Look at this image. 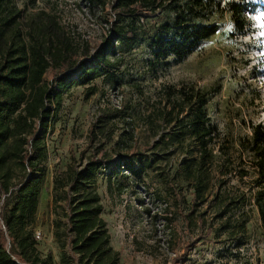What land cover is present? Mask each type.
<instances>
[{
  "label": "trees",
  "instance_id": "16d2710c",
  "mask_svg": "<svg viewBox=\"0 0 264 264\" xmlns=\"http://www.w3.org/2000/svg\"><path fill=\"white\" fill-rule=\"evenodd\" d=\"M75 1L108 24L99 43L93 45L78 26L66 24L53 5L27 12L28 5L21 7L17 0H0V264H53L51 252L42 255L37 248L35 216L46 177L47 147L41 131L58 117L64 91L78 83L92 95L98 79L120 88L125 82L120 69L124 55L141 42L151 52L147 63L152 68L170 57L183 61L220 30V24L211 21L214 13L228 9L236 30L243 32L244 14L250 9L237 2L221 8L216 0ZM138 96L137 101L126 100L120 108L99 115L90 129L88 148L54 176L53 233L62 264L118 263L97 184L113 154L136 147L135 119L140 112L151 129L150 149L160 148L165 158L183 155L178 164L193 195L187 221H193L201 207L196 221L201 230L208 225L207 235L216 225L221 231H243L250 204L264 227V128L254 126L252 136L240 138V152L233 154V146L221 140L210 115L207 90L165 85L156 99L142 91ZM112 119L122 123L120 133ZM245 153L254 173L248 191L238 185L251 174ZM132 161L124 158L119 166L132 170ZM118 176L115 169L107 175L111 195L127 189ZM209 215L212 221L207 223Z\"/></svg>",
  "mask_w": 264,
  "mask_h": 264
},
{
  "label": "rangeland",
  "instance_id": "374dc122",
  "mask_svg": "<svg viewBox=\"0 0 264 264\" xmlns=\"http://www.w3.org/2000/svg\"><path fill=\"white\" fill-rule=\"evenodd\" d=\"M216 1L221 8H228L231 2L250 6L244 14L247 27L243 32L236 30L230 11L223 9L211 16V21L220 24L218 33L202 41L185 60L177 62L170 57L152 68L147 63L152 58L151 52L146 42H141L124 55L120 69L125 82L120 88H112L98 79L95 81L98 90L92 95L78 83L64 91L58 117L52 127L41 131L47 147L46 177L35 216V234H41L36 239L37 248L42 255L51 252L53 264H62L61 249L53 233L54 176L66 170L73 158L79 159L80 153L88 148L90 129L102 113L120 108L126 100L137 101L140 91L145 97L156 99L165 85H196L209 92L210 115L219 127L221 140L233 146V154L240 152L239 139L251 137L254 126L264 128V15H261L264 0ZM17 2L21 7L28 5L27 12L35 7L55 6L64 22L78 26L93 45L101 41V34L108 27L75 0H37L35 5L29 0ZM154 17L151 14L150 19ZM139 114L135 119L136 147L113 154L97 184L110 242L119 253L117 264H264V227L256 207L247 205L248 222L243 231L239 228L221 231L216 225L214 232L207 235L208 225L201 230L196 221L201 207H197L194 220L187 221L193 195L178 164L183 155L165 158L160 148L155 150L160 156L156 155L149 147L151 129L141 117L142 112ZM112 122H116L120 133L122 123L116 119ZM89 154L86 151V156ZM244 157L251 174L238 185L248 191L254 173L248 154ZM124 158L133 159L135 171L119 166ZM112 169L127 185L122 195H111L107 189V175ZM206 218L207 223L212 221L211 215ZM6 247H11L8 238Z\"/></svg>",
  "mask_w": 264,
  "mask_h": 264
},
{
  "label": "built area",
  "instance_id": "2783aa9c",
  "mask_svg": "<svg viewBox=\"0 0 264 264\" xmlns=\"http://www.w3.org/2000/svg\"><path fill=\"white\" fill-rule=\"evenodd\" d=\"M40 236H41L40 232H36V234H35V238H36V239H39Z\"/></svg>",
  "mask_w": 264,
  "mask_h": 264
},
{
  "label": "snow or ice",
  "instance_id": "6c2138e0",
  "mask_svg": "<svg viewBox=\"0 0 264 264\" xmlns=\"http://www.w3.org/2000/svg\"><path fill=\"white\" fill-rule=\"evenodd\" d=\"M261 15H264V13H262ZM257 18H259V17H257Z\"/></svg>",
  "mask_w": 264,
  "mask_h": 264
}]
</instances>
